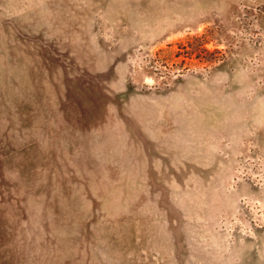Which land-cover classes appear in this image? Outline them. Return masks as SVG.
<instances>
[{
	"label": "rangeland",
	"instance_id": "rangeland-1",
	"mask_svg": "<svg viewBox=\"0 0 264 264\" xmlns=\"http://www.w3.org/2000/svg\"><path fill=\"white\" fill-rule=\"evenodd\" d=\"M0 264H264V0H0Z\"/></svg>",
	"mask_w": 264,
	"mask_h": 264
}]
</instances>
